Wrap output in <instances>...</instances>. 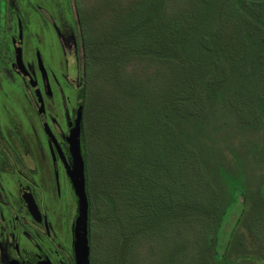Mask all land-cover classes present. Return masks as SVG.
I'll return each mask as SVG.
<instances>
[{
  "label": "rangeland",
  "instance_id": "374dc122",
  "mask_svg": "<svg viewBox=\"0 0 264 264\" xmlns=\"http://www.w3.org/2000/svg\"><path fill=\"white\" fill-rule=\"evenodd\" d=\"M29 2L33 29L16 36L41 87L45 71L62 140L78 111L72 84L83 91L89 264H207L206 224L229 183L241 194L219 249L238 235L245 263L264 264V0ZM47 169L52 216L69 226L68 170Z\"/></svg>",
  "mask_w": 264,
  "mask_h": 264
},
{
  "label": "flooded vegetation",
  "instance_id": "af4514ba",
  "mask_svg": "<svg viewBox=\"0 0 264 264\" xmlns=\"http://www.w3.org/2000/svg\"><path fill=\"white\" fill-rule=\"evenodd\" d=\"M27 3L30 5L29 0H0V264H76L73 243L78 212L69 178L73 163L68 137L62 140L59 131L50 126L46 108L51 92L45 71L41 87L19 47L24 39L16 36L19 27L33 29L32 9L25 7ZM79 85L72 84L81 105L83 91ZM79 134L81 146V112ZM35 140L42 143L39 148L47 151V157L35 156ZM59 162L68 170L76 202L69 226L62 215L56 219L50 210L47 166L58 167Z\"/></svg>",
  "mask_w": 264,
  "mask_h": 264
},
{
  "label": "water",
  "instance_id": "95a60500",
  "mask_svg": "<svg viewBox=\"0 0 264 264\" xmlns=\"http://www.w3.org/2000/svg\"><path fill=\"white\" fill-rule=\"evenodd\" d=\"M79 109H80V103ZM78 109L74 131L67 138L68 149L72 157L73 169L69 178L77 198V217L74 224V256L76 264H89L88 245V199L85 190L84 161L81 153Z\"/></svg>",
  "mask_w": 264,
  "mask_h": 264
},
{
  "label": "trees",
  "instance_id": "16d2710c",
  "mask_svg": "<svg viewBox=\"0 0 264 264\" xmlns=\"http://www.w3.org/2000/svg\"><path fill=\"white\" fill-rule=\"evenodd\" d=\"M182 55H186V51L182 50L181 48ZM181 109V107H179ZM188 136V135H187ZM197 138L198 136L195 134L188 136V138ZM197 136V137H196ZM202 144V143H201ZM201 149H205L203 147V144L201 145ZM215 166V165H213ZM216 176L220 178V183L225 184V177L223 176L224 170L220 169L216 165ZM242 191V190H241ZM241 194L239 189H237L234 185L230 186L229 183V188L223 192V203L219 211L213 215L211 221L209 224L207 223L206 226V231H205V244L203 246V253L205 255V258L207 259V264H246L245 263V257L246 256H241V253H238V245H240V248L242 247L243 244L240 242V237L238 235L233 236L230 240V244L227 243L225 247H223L225 252H222L221 249H219L218 246V232L219 228L221 226L222 220L228 211L229 208L237 201L236 199L238 196ZM229 244V245H228ZM244 247V246H243ZM236 254V255H235Z\"/></svg>",
  "mask_w": 264,
  "mask_h": 264
}]
</instances>
